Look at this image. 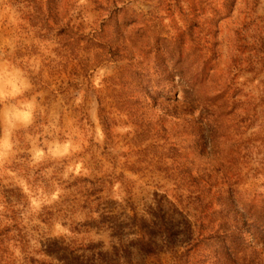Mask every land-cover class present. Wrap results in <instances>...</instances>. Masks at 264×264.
<instances>
[{
    "label": "rangeland",
    "instance_id": "rangeland-1",
    "mask_svg": "<svg viewBox=\"0 0 264 264\" xmlns=\"http://www.w3.org/2000/svg\"><path fill=\"white\" fill-rule=\"evenodd\" d=\"M186 80H198L193 105ZM263 91L264 0H0V221L34 248L76 238L110 250L118 240L90 211H108L130 241L133 216L178 208L193 182L221 183L236 146L235 188L261 198L259 123L234 124L225 155L198 135L205 107L223 112L216 96L256 108ZM83 179L102 180L99 202L85 203Z\"/></svg>",
    "mask_w": 264,
    "mask_h": 264
},
{
    "label": "trees",
    "instance_id": "trees-1",
    "mask_svg": "<svg viewBox=\"0 0 264 264\" xmlns=\"http://www.w3.org/2000/svg\"><path fill=\"white\" fill-rule=\"evenodd\" d=\"M197 84L198 80L195 84L186 80L188 104L196 102L190 96L194 98ZM221 97L223 105L219 109L223 112L215 118L210 108L205 107L208 117L204 131L198 136L203 152L215 149L225 155L222 145L232 141L234 124L238 130L240 127L247 130L259 123L264 131V91L258 103L263 109L261 114L258 106L233 109L229 104L236 102L234 98L220 94L215 99ZM241 116H244L241 121L232 123ZM249 141L255 139L249 137ZM249 147L246 150H251ZM241 152L236 146L225 156L228 164L223 163L221 183L193 182L187 187L188 199H179L178 208L172 203L169 208L167 202L159 204L150 218L133 216L129 234L134 238L130 241L122 236L126 226L110 221L113 217L108 211H90L89 217L118 240L110 250H104V243L86 245L76 238L42 241L40 247L34 248L27 237L13 235L10 227L0 221V264H153L162 261L165 254L171 256L168 264H205L201 258L212 260L210 264H264V196L242 199L235 188L234 165ZM83 182H86L85 203L99 202L104 191L102 180L83 179ZM6 202L12 205V201ZM71 232L79 233L74 228ZM18 248L24 254L22 261L12 250Z\"/></svg>",
    "mask_w": 264,
    "mask_h": 264
}]
</instances>
